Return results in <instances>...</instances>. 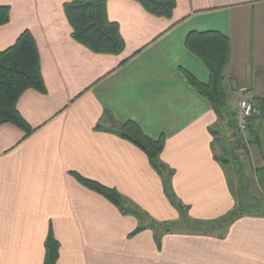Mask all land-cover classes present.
Masks as SVG:
<instances>
[{
    "label": "crops",
    "instance_id": "crops-1",
    "mask_svg": "<svg viewBox=\"0 0 264 264\" xmlns=\"http://www.w3.org/2000/svg\"><path fill=\"white\" fill-rule=\"evenodd\" d=\"M73 1L0 0L9 8L0 52L29 32L44 85V93L28 89L16 103L31 135L0 125V264H43L49 234L58 243L55 264H264L263 214L213 226L235 199L210 132L216 116L186 78L207 84L209 74L185 47L191 32L225 36L229 106L235 110L239 88L264 100V0H175L169 19L133 0H107V20L124 42L118 55L95 54L72 39L63 7ZM105 113L163 139L158 158L173 172L184 213ZM77 176L115 190L143 220L123 215Z\"/></svg>",
    "mask_w": 264,
    "mask_h": 264
},
{
    "label": "trees",
    "instance_id": "trees-1",
    "mask_svg": "<svg viewBox=\"0 0 264 264\" xmlns=\"http://www.w3.org/2000/svg\"><path fill=\"white\" fill-rule=\"evenodd\" d=\"M106 1L76 0L64 4V14L71 27V37L74 41L95 54L118 55L124 48V42L119 34L118 26L107 20ZM133 1L139 3L147 13L167 19L171 17L175 8V0ZM8 21L9 8L0 6V26ZM185 47L200 59L209 74L207 84L198 83L188 74H186V78L190 85L208 100L216 116V125L210 131L211 134L217 136L218 126L223 124L222 128L229 129L232 136L237 139V145H240L243 138L237 132L235 113L229 106L228 96L223 88L224 69L230 56L229 40L218 32H191L185 39ZM28 89L44 93L36 44L30 33L25 31L18 37L12 47L0 52V125L12 124L22 130L26 137L31 135L33 130L19 115L16 103L21 94ZM253 102L260 110V116L249 120L247 125L246 132L249 142L252 144L257 142L259 137L257 132L250 127V123L260 121L264 117V100L257 99ZM104 118L110 128L121 138L144 152L151 168L161 180L164 195L178 212L182 211L184 213V208L177 203L172 192L171 178L173 172L162 164L158 158L163 149V139L152 141L142 133L135 123H116L109 113H105ZM262 149V165L254 170V173L257 184L264 193V137ZM77 179L86 188L109 200L123 215H132L139 221L140 219L143 220L144 214L115 190L78 176ZM231 190L235 199L234 208L213 226L225 229L244 215H264V200L253 198L243 186H240L237 193L233 191V188ZM145 227H138L135 233L144 230ZM57 256L58 243L49 234L45 242L43 264H55Z\"/></svg>",
    "mask_w": 264,
    "mask_h": 264
},
{
    "label": "rangeland",
    "instance_id": "rangeland-1",
    "mask_svg": "<svg viewBox=\"0 0 264 264\" xmlns=\"http://www.w3.org/2000/svg\"><path fill=\"white\" fill-rule=\"evenodd\" d=\"M232 111L235 113L236 108ZM222 127L223 124L218 126L217 136L215 137L216 152L220 157V162L228 172L233 191L237 193L240 186H243L250 196L261 201L264 200L263 190L258 186L254 173V170L262 165L264 117L256 122L253 129L259 137V140L253 144L249 142L246 132L245 139L240 142V145H237V139L232 136L231 131Z\"/></svg>",
    "mask_w": 264,
    "mask_h": 264
},
{
    "label": "built area",
    "instance_id": "built-area-1",
    "mask_svg": "<svg viewBox=\"0 0 264 264\" xmlns=\"http://www.w3.org/2000/svg\"><path fill=\"white\" fill-rule=\"evenodd\" d=\"M238 93L239 98L236 103L235 120L237 132L244 140L249 120L259 117L260 110L247 96L246 88H239Z\"/></svg>",
    "mask_w": 264,
    "mask_h": 264
}]
</instances>
